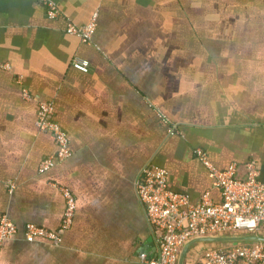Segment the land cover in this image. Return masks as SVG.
<instances>
[{"label":"crops","instance_id":"0c3cea01","mask_svg":"<svg viewBox=\"0 0 264 264\" xmlns=\"http://www.w3.org/2000/svg\"><path fill=\"white\" fill-rule=\"evenodd\" d=\"M54 1L57 18L38 0H0V221L19 228L0 264H147L140 253L158 252L136 192L147 164L192 202H221L197 148L240 180L254 163L264 182V0ZM94 14L90 44L67 32ZM42 102L73 153L47 173L57 145L37 127ZM62 187L76 199L62 245L27 242L29 224L60 228Z\"/></svg>","mask_w":264,"mask_h":264},{"label":"built area","instance_id":"2783aa9c","mask_svg":"<svg viewBox=\"0 0 264 264\" xmlns=\"http://www.w3.org/2000/svg\"><path fill=\"white\" fill-rule=\"evenodd\" d=\"M38 1L46 6L50 18L60 16L61 11L54 0ZM96 18L94 14L86 24H69L67 32L78 37L82 43L90 44L97 28ZM76 64L84 66L81 60H76ZM159 114L169 126L171 134L180 132L177 123L161 110ZM37 127L41 132L52 134L57 145V153L41 164L40 171L47 173L71 158L73 153L66 129L55 119V107L52 103L40 104ZM196 154L209 169L214 187L220 191V203L212 202L208 194H203L199 201L192 202L186 194L173 191L168 185V171L156 164H147L137 178V196L158 245V252L154 255L140 253L141 260L147 264H179L182 250L194 240L264 236V182L256 165L250 163L248 178L240 180L236 164L222 170L209 160L207 153L201 148L196 149ZM61 192L66 200V211L60 228L50 231L36 224H29L25 231L27 242L62 245L64 234L73 226L76 199L67 187H62ZM18 233L19 228L11 219H1L0 254L5 244L15 239ZM196 264H264V243H219L215 248L202 251Z\"/></svg>","mask_w":264,"mask_h":264},{"label":"water","instance_id":"95a60500","mask_svg":"<svg viewBox=\"0 0 264 264\" xmlns=\"http://www.w3.org/2000/svg\"><path fill=\"white\" fill-rule=\"evenodd\" d=\"M227 242H261L264 243V236L262 235H248L243 237H216V238H204L194 240L188 243L182 253L180 254L179 264H184L185 258L191 247L202 243H227Z\"/></svg>","mask_w":264,"mask_h":264},{"label":"rangeland","instance_id":"374dc122","mask_svg":"<svg viewBox=\"0 0 264 264\" xmlns=\"http://www.w3.org/2000/svg\"><path fill=\"white\" fill-rule=\"evenodd\" d=\"M203 245H205V243H202V244H199V245H198V247H199V250L197 251V254H199V253H201V252H202V251L200 252V249H201V246H203ZM196 256H197V255H196Z\"/></svg>","mask_w":264,"mask_h":264}]
</instances>
